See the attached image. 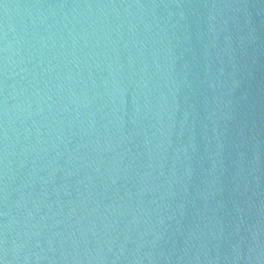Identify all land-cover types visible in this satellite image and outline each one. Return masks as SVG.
Returning a JSON list of instances; mask_svg holds the SVG:
<instances>
[{"label": "water", "instance_id": "95a60500", "mask_svg": "<svg viewBox=\"0 0 264 264\" xmlns=\"http://www.w3.org/2000/svg\"><path fill=\"white\" fill-rule=\"evenodd\" d=\"M0 264H264L246 0H0Z\"/></svg>", "mask_w": 264, "mask_h": 264}]
</instances>
